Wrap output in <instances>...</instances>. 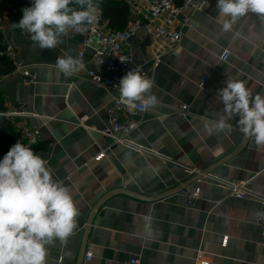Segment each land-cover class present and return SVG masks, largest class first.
<instances>
[{
    "label": "crops",
    "instance_id": "0c3cea01",
    "mask_svg": "<svg viewBox=\"0 0 264 264\" xmlns=\"http://www.w3.org/2000/svg\"><path fill=\"white\" fill-rule=\"evenodd\" d=\"M216 4L217 0H207L202 11L189 13L193 26L183 29L181 43L173 52L154 44L142 27L132 38L135 62L154 81L152 94L158 100L137 118L138 128L130 134V140L147 150L137 152L102 134L110 123L106 109L117 91L89 78L87 70L104 72L93 59L95 47L85 51V69L65 76L57 70L56 58H79L80 39L68 33L54 50L33 48L29 34L14 27L23 15L24 6L14 12L20 0H0L4 42L38 76L30 86L23 84L20 73L0 76L1 113L16 109L29 113L8 119L20 133L21 123L41 129L33 151L48 162L53 179L70 189L80 210L74 233L47 247L46 264H77L89 214L108 191L124 188L158 195L242 143L238 117L229 121L232 131L227 135H209L204 124L215 120L223 109L216 93L228 76L245 81L253 95L264 94V21L249 13L224 33L217 23ZM224 50L230 51L226 62L220 59ZM157 52L163 57L154 67ZM204 78L207 81L202 86ZM183 104L188 105L187 113L180 110ZM238 182H245V192L252 199L231 195L228 184ZM187 188L201 192L195 207H187L181 193L156 201L126 195L109 199L95 215L86 245L92 257L83 264H124L134 255L141 264L264 261L257 224V214L264 210V145L250 138L242 152Z\"/></svg>",
    "mask_w": 264,
    "mask_h": 264
},
{
    "label": "clouds",
    "instance_id": "9594fccd",
    "mask_svg": "<svg viewBox=\"0 0 264 264\" xmlns=\"http://www.w3.org/2000/svg\"><path fill=\"white\" fill-rule=\"evenodd\" d=\"M217 23L224 33L249 13L264 21V0H217ZM14 27L29 34L33 48L54 50L69 31L83 32L98 22L99 0H31L22 8ZM56 68L71 76L82 68L79 58L58 56ZM154 81L130 70L119 79L120 97L129 105L158 103L151 93ZM216 96L223 109L211 123L209 134H230L233 117L240 132L264 145V95H253L245 81L228 76ZM80 210L70 189L53 179L48 162L30 147L16 142L0 159V264H46L47 245L66 241L77 227ZM259 215V213L257 214Z\"/></svg>",
    "mask_w": 264,
    "mask_h": 264
},
{
    "label": "built area",
    "instance_id": "2783aa9c",
    "mask_svg": "<svg viewBox=\"0 0 264 264\" xmlns=\"http://www.w3.org/2000/svg\"><path fill=\"white\" fill-rule=\"evenodd\" d=\"M18 1V0H15ZM126 3L130 8V22L123 30H116L110 27L109 21L103 17V9L100 5L98 22L88 26L83 32L69 31L71 38H79L81 50L79 59L82 62V69H85L83 58L87 48L94 46L93 59L96 64L104 68V72L87 70L91 81L95 84L104 86L117 91L110 105L106 109L109 119V126L102 130V134L112 138L116 143L127 146L137 152H146L147 150L130 140V134L138 128L137 118L147 112L149 106L146 103L138 102L129 105L126 100L120 97L118 83L128 71H138L142 75L148 76L143 65L135 62L134 47L132 38L139 28H144L146 34L151 37L154 44L163 46L167 51L173 52L181 43L183 29L193 26L191 15L189 13L202 11L207 0H120ZM31 5V0H20V5L14 7V12L18 13L21 6ZM1 21V17H0ZM13 65V72L22 75L23 84L26 86L37 83V73L24 61L17 56L15 48L6 43L2 52ZM162 53L157 52L153 56L154 67H157L162 61ZM230 57V51L224 50L220 56L223 62ZM207 81L204 78L201 85ZM152 93V89H151ZM181 112H188V105L183 104L180 107ZM7 118L16 116L26 117L28 112L21 109L0 113ZM19 129L22 133V144L30 147L32 150L37 146L41 139V129L35 125L21 123ZM222 185V184H221ZM225 185V183H223ZM231 195L239 199H252L245 192V182L229 183ZM185 197L187 207H195L201 200V192L197 188H185L180 192ZM257 224L262 232L261 245L264 248V210L259 212ZM51 245V244H50ZM50 245H47L49 247ZM91 253L85 254V260H90ZM63 258H59V263ZM124 264H141L140 257L134 255ZM264 264V261L261 263Z\"/></svg>",
    "mask_w": 264,
    "mask_h": 264
},
{
    "label": "trees",
    "instance_id": "16d2710c",
    "mask_svg": "<svg viewBox=\"0 0 264 264\" xmlns=\"http://www.w3.org/2000/svg\"><path fill=\"white\" fill-rule=\"evenodd\" d=\"M103 9V17L109 21L110 27L123 30L128 25L130 17L129 6L120 0H99ZM6 47L4 37L0 33V76L13 71L12 62L2 54ZM4 111V100L0 95V113ZM21 133L16 131L11 120L0 115V159L7 153L10 147L20 142Z\"/></svg>",
    "mask_w": 264,
    "mask_h": 264
},
{
    "label": "water",
    "instance_id": "95a60500",
    "mask_svg": "<svg viewBox=\"0 0 264 264\" xmlns=\"http://www.w3.org/2000/svg\"><path fill=\"white\" fill-rule=\"evenodd\" d=\"M249 140H250V138L244 136L242 143L232 153H230L226 157L222 158L221 160L213 163L212 165H210L209 167H207L203 171L196 172V174L194 176H192L190 179H188L187 181L179 184L178 186L174 187L173 189H170V190L165 191L163 193H160L158 195L146 196V195H143V194L138 193L136 191L129 190V189H124V188H118V189H113V190L108 191L94 205V207L92 208V210H91V212L89 214V217H88V220H87V223H86V226H85V230H84V233H83V239H82V244H81V248H80L77 264H83L84 263V258H85V254H86L87 240H88V237H89V235L91 233L93 220L95 218V215L99 211V209L109 199H111L112 197L117 196V195H126V196H130V197H133V198H136V199H139V200L156 201V200L165 198L167 196H170V195H173V194H176V193H180L185 188H187V187L191 186L192 184L196 183L203 176H207L212 171H214L217 167L225 164L230 159H232L233 157L238 155L240 152H242L245 149V147L247 146V144L249 143Z\"/></svg>",
    "mask_w": 264,
    "mask_h": 264
}]
</instances>
